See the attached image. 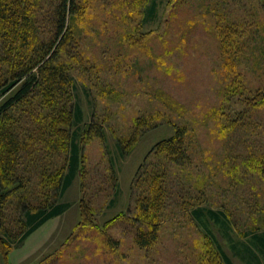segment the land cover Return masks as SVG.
Segmentation results:
<instances>
[{
    "label": "rangeland",
    "instance_id": "rangeland-1",
    "mask_svg": "<svg viewBox=\"0 0 264 264\" xmlns=\"http://www.w3.org/2000/svg\"><path fill=\"white\" fill-rule=\"evenodd\" d=\"M77 1L74 58H62L73 77V100L83 111L73 128L91 123L105 137L85 139L82 172L59 198L67 208L22 241H12L8 264H227L207 229L229 264H264L261 255L257 261L245 250L252 232L264 231V180L249 169V158H241L249 144H264V112L230 142L221 116L237 100L223 94L226 86L232 80L261 86L264 61L255 65L257 53L246 48L229 74L213 30L218 18L221 24L257 20L262 12L256 0H155L157 13L146 17L152 0ZM176 126L187 129L190 162L177 170L156 241L140 247L134 241L142 223L135 219L132 182L151 161H145L151 147ZM47 158L54 165L60 156ZM84 205L87 220L81 218ZM194 208L223 211L227 221L207 214L198 220L190 213ZM4 210L6 225L14 226L12 196ZM2 248L0 264H6Z\"/></svg>",
    "mask_w": 264,
    "mask_h": 264
},
{
    "label": "trees",
    "instance_id": "trees-1",
    "mask_svg": "<svg viewBox=\"0 0 264 264\" xmlns=\"http://www.w3.org/2000/svg\"><path fill=\"white\" fill-rule=\"evenodd\" d=\"M255 4L262 12L257 20L249 17L221 24L218 18L213 27L229 74L234 73L246 48L257 53L252 54L255 65L264 61V0H256ZM156 6L152 0L147 12L143 11L144 17L156 14ZM79 11L77 0H0V247L6 264L12 241H22L67 208L68 204L59 198L82 172L85 139L105 137L103 128L91 123L82 129L73 128L83 120V111L73 100V77L62 58H74L71 53L75 45L71 42ZM224 93L237 95L229 112L224 108L221 112L225 117L223 135L230 142L235 131L249 129L253 115L264 112V84L251 89L240 80H232ZM118 145L123 154V146ZM241 152V158H249V169L264 180V144L257 148L251 143ZM52 154L60 158L49 165L47 157ZM147 158L151 161L132 182L138 193L135 219L142 223L135 230L134 241L140 247L156 241L159 215L165 211L177 170L182 172L190 162L185 126H176L172 135L157 141L145 161ZM11 196L17 221L8 227L4 206ZM80 212L83 220L88 217L85 205ZM190 213L198 220L207 214L213 220L223 216L227 221L223 211L194 208ZM207 233L218 256L229 264V257L212 232L207 229ZM250 243L252 246H245L247 254L257 261L258 255L264 258V231L252 232Z\"/></svg>",
    "mask_w": 264,
    "mask_h": 264
}]
</instances>
